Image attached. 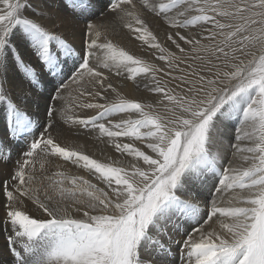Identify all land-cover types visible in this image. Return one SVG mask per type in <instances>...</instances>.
Wrapping results in <instances>:
<instances>
[{"label":"snow or ice","instance_id":"1","mask_svg":"<svg viewBox=\"0 0 264 264\" xmlns=\"http://www.w3.org/2000/svg\"><path fill=\"white\" fill-rule=\"evenodd\" d=\"M140 8L175 30L166 40L179 55L158 41L134 0H0V158L11 159L6 140L24 141L0 181L7 264H264V0H140ZM105 15L165 67L108 39L95 22ZM9 70L32 93L52 85L43 122L26 107L29 91L13 96ZM125 73L159 98H125L110 80ZM73 85L75 107L95 115H67L63 93ZM57 117L97 131L131 161L101 162L62 146ZM225 136L232 159L213 150ZM48 157L104 187L59 166L45 175Z\"/></svg>","mask_w":264,"mask_h":264},{"label":"rangeland","instance_id":"2","mask_svg":"<svg viewBox=\"0 0 264 264\" xmlns=\"http://www.w3.org/2000/svg\"><path fill=\"white\" fill-rule=\"evenodd\" d=\"M56 2L60 3V0H56ZM103 2H107V0H103ZM134 3H137L138 9H140V11H141L142 18L145 19L146 23L148 24L149 29L151 31H153V33L157 36L158 41L161 42L162 44L164 42H166L167 41L166 40V33L168 31L174 32L175 30L169 29L167 27V25H165L159 17H156L154 14L148 12L147 10L140 8V0H134ZM29 15H31V13H29ZM41 23L44 24L45 26L51 28L50 22H49V24H47V23H43V21H41ZM100 24L106 26L108 39L112 40V42L114 44H117L118 46L124 48L126 51H128L132 55H135L137 57L142 56V58L145 60H148L150 58L155 59V57H156L155 50L150 49L147 45L143 44V42L136 40L135 36L133 34H131L128 29L124 28L122 26L121 22L118 19H116L114 16L105 15L104 17L101 18ZM187 31H195V30L194 29L183 30V33H186ZM73 42H75L74 44L78 47L80 45L81 41L77 42V41L73 40ZM152 62H153V60H152ZM32 63L35 64V61L33 60ZM36 68L38 70L39 65H36ZM16 73L20 77L21 82L19 81V83L22 84L24 87L28 88V91H29V85L26 82L21 80V74L19 72L16 71ZM125 76H127V73H125L124 76H120V77H117L114 75L110 77L111 82L114 84V86H116L118 88V91H120L123 95L128 94V89L124 87L125 81L126 80L132 81L130 79H125ZM162 80H164V79H162ZM138 82H140V83H138ZM133 83L135 85L134 87L137 88L138 91L142 93V95L148 93V95H150V96L157 97V94L149 92L144 87L145 81L143 80L142 77H137L136 81H133ZM74 88L75 87L69 88V89L65 90L63 93V95H65V98H66V103L69 106L67 115L75 116V117H82V118L83 117H89L90 115L87 116L84 114V110H81V109L75 107V102L73 101V96H75L76 93L73 91ZM11 89H12V94L15 97L17 92H15L13 88H11ZM51 92H52V85L47 84V83H43L42 85H40L35 93L29 92V95L27 97L28 103H27L26 107L30 113L34 114V118L38 121L43 122L45 120V106H46V102H48V100H49ZM70 93H71V95H70ZM30 95H32V96H30ZM35 96H38V98L36 99ZM114 96H115V94H112L109 97V99H114ZM138 101H140V100H138ZM150 103H153V102L147 100L146 104H150ZM39 105H42V106H39ZM60 106L61 105L58 103L57 107H60ZM118 118L119 117H115L114 119H118ZM123 118H127V115L124 114ZM133 118H135V114H133ZM57 120H58V123L55 126L60 125L61 129L59 130V132H61L62 134L57 135L55 132H53V135L57 137L58 142H61L62 146H69L72 148H76V149L82 151L83 153L88 154L92 158L97 159L101 162H109V160L120 161L122 165H126L127 162H130L129 160L124 158L123 155H121L120 153H117L112 145L106 143L107 138H105L104 141L96 139L90 146L86 145V139H88L89 137H91V139H93L94 137L97 138V136H98L97 131L86 130V129L80 128L79 126H76V125L69 126L68 124H65L63 118H60V117H57ZM39 131H40V129H36L37 133ZM66 131L72 132V133H74V135L72 137H66L65 136ZM3 133H4V122H3L2 117H0V135H3ZM229 133H230V135L234 134V133H232L231 129H229ZM74 136H76V137L80 136V137L79 138L77 137V139L74 140ZM82 137H83V139H82ZM120 139L122 142L124 141V143L130 142L128 138L122 137ZM6 143L11 146V159L8 160L7 156H4V157L0 158V162L2 164H7V165L14 167L15 161L19 158V154H20L21 150L24 148V141L22 139H20V140H6ZM78 144L81 147H79ZM230 150L233 151L232 148H230ZM214 151H218L222 156H224L222 154V151L220 152L219 150H215V149H214ZM59 161H61V160L54 158V157H48L47 162L45 163L44 174L51 176L54 172L57 171V166H59V169L61 171H64V172H68L67 171L68 168L69 169H75L76 168V165H73L71 162H69L65 166V165H62ZM240 164H241V162H240ZM233 165L237 166V165H239V163L234 164V162H233ZM78 170H80V173H78L79 176L83 175L84 173H86V175H88V172L86 170H84L82 168H80ZM38 174H40V173L38 172ZM9 175H10V173L6 172V171H4L3 173H0V181L7 179ZM91 179L95 180L96 182H99L98 180H96L92 176H91ZM45 183H47V181H45ZM66 186H68L67 183H66ZM2 200H3V197L0 196V202H2ZM3 249H5V247ZM8 259H9V257H8Z\"/></svg>","mask_w":264,"mask_h":264},{"label":"bare ground","instance_id":"3","mask_svg":"<svg viewBox=\"0 0 264 264\" xmlns=\"http://www.w3.org/2000/svg\"><path fill=\"white\" fill-rule=\"evenodd\" d=\"M44 2L46 3L47 0H44ZM56 3H57V2H56ZM57 5H59V3H57ZM101 18H102V17H101ZM101 18L98 19V20H96L95 22H96L97 24H100V20H101ZM41 21H43V23H47V24H49V22H50V21H47V20H41ZM181 31H182V33H183V30H181ZM71 38H72L73 40L77 41V42H78V41H81V37H80L79 32H77L74 36H71ZM204 42L207 43V41H204ZM74 43H75V42H74ZM181 44H182V46L187 47L186 45H183V42H181ZM163 45H164L165 47H168L169 50H171V51H176L177 54L179 55V51H178L177 49H175L174 45H171V42H170V41H166V42H164ZM138 57L141 58L142 60L148 62V63H151L152 60H153V62H152L151 64H157V65H159L160 67H165V63H164L163 61H159L156 57H155V59H151V58H150V59H148V60L143 59L142 56H138ZM181 67H184V65H181ZM8 78H9V85H10L11 88L14 89L15 92H19V93L22 95L25 91H28V88L24 87L22 84L19 83V81H20V77H19V75L16 73L15 70H9ZM160 78H161V79H164L165 82H168V80H169V78L166 77V76H164L163 73L160 74ZM21 80H22V79H21ZM20 82H21V81H20ZM22 83H23V82H22ZM138 83H140V82H138ZM134 86H135V85H134L133 81H129V80H126V81H125V83H124V87L128 89V94H127V95H124L125 98H127V99L129 98V99L140 100L141 102H143V103H145V104H146L147 100H148V101H151V102L154 103L155 100L159 98L158 95H157V97H154V96H150V95H148V93L142 95V93L139 92L138 89L135 88ZM170 86H171V84H170ZM72 87H75V85H73ZM29 92H30V91H29ZM30 96H32V95H30ZM35 98L37 99L38 96H35ZM39 99H40V98H39ZM46 99H47V98H46ZM27 100H28V99H27ZM47 100H48V99H47ZM41 101H42V100H41ZM44 102H45V101H44ZM101 102H103V101H101ZM31 106H32V105H31ZM39 106H42V105H39ZM36 113H37V112H36ZM95 113H96V110H84V114L87 115V116H88V115L92 116V115H94ZM60 129H61L60 125H57V126H55V130H56V131H54V132H55L57 135H60V134H62L61 132H59ZM229 134H230V133H229ZM73 135H74V133L69 132V131H66V133H65V136H66V137H72ZM61 136H62V135H61ZM77 137H78V136H77ZM77 137L74 136V140H76ZM79 137H80V136H79ZM79 137H78V138H79ZM89 138H90V139H89ZM89 138L86 139V145H88V146H90V145H91V144L97 139V138H95V137H94L93 139H91V137H89ZM82 139H83V137H82ZM97 140H98V139H97ZM222 140H223L222 144H218V145L216 146V148H214V149H215V150H219L220 152L222 151V154H223V155H227L228 158L230 159V158H231V150H230L231 147H230L229 137H228V136H225L224 138H222ZM123 142H124V141H123ZM78 146L81 147L79 144H78ZM137 146H141V145L137 144ZM141 147H142V146H141ZM214 149H213V150H214ZM123 157L126 158L127 160L131 161V157H127L126 155H123ZM43 159H44L43 156L37 157V160H36L37 168H39V163L42 162V161H44ZM231 159H232V158H231ZM59 162H60L62 165H65V166L69 163V162H67V161H63V160H61V161H59ZM233 162H234V164H238V163L240 164V161L237 160V159H233ZM128 163H129V162H127V164H128ZM127 164H126V165H127ZM12 169H13L12 166L7 165V164H2V163L0 162V173H3L4 171L11 173ZM78 169H80L78 166H76L75 169H69V168H68V169H67L68 172H66V174L69 175V176H79L78 173H80V170H78ZM38 175H39V174H38ZM83 175L85 176V178L90 179V180L92 181V183H94V184H98V186H100V187H104L103 184H101V183H99V182H96L95 180L91 179V176L86 175V173H84ZM65 186H66V185H65ZM105 190H107V189H105ZM0 203H2V202H0ZM28 208L31 209L33 213H35V208H34V206L31 205L30 203L28 204ZM3 246H4V240H3V237L0 236V264H7V261H8V257H9V256H8L6 250L3 249V248H4Z\"/></svg>","mask_w":264,"mask_h":264}]
</instances>
